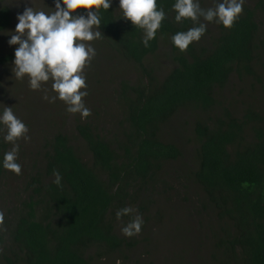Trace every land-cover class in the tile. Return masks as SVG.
Here are the masks:
<instances>
[{
  "label": "trees",
  "instance_id": "16d2710c",
  "mask_svg": "<svg viewBox=\"0 0 264 264\" xmlns=\"http://www.w3.org/2000/svg\"><path fill=\"white\" fill-rule=\"evenodd\" d=\"M175 2L157 0L166 19L148 47L145 31L123 17L119 0H111L109 10L100 9L101 37L95 41L140 76L135 84L121 81L115 94L123 117L120 137L110 141L90 124L77 122L74 132L84 142L91 166L65 135L56 133L45 141L24 184L25 199L14 208L13 224L0 230L4 264L113 263L115 256L127 260L136 240L121 236L116 226L118 221L128 224L135 213L119 220L116 213L125 207L143 212L144 193L165 183L163 168L181 158L182 150L163 141L160 133L187 110L199 115L190 124L196 169L185 180L200 187L218 221L210 230V264H264V110H258L253 95L236 116L215 96L233 76L261 84L257 66L264 47V0L243 7L230 29L216 22L218 32L207 44L201 41L206 31L184 52L172 37L198 25L190 19L176 22ZM74 15L87 18V11ZM9 23L7 10L0 9V32ZM160 47L173 65L161 81L149 61ZM183 124L185 128L189 121ZM5 153L0 137V177ZM54 170L62 177L61 186L54 183Z\"/></svg>",
  "mask_w": 264,
  "mask_h": 264
},
{
  "label": "rangeland",
  "instance_id": "374dc122",
  "mask_svg": "<svg viewBox=\"0 0 264 264\" xmlns=\"http://www.w3.org/2000/svg\"><path fill=\"white\" fill-rule=\"evenodd\" d=\"M202 2L201 7L207 9L223 0ZM55 3L56 0H0V9H6L10 18L9 26L0 32V59L5 60L0 61V116L5 107H11L14 115L29 129L27 135L30 137L27 141L20 139L16 142L19 145L17 163L21 165V173L18 175L4 168L0 177V212L5 217L0 230L6 231L13 224L14 208L18 209L25 199L24 184L34 173L33 164H38L44 153L45 141H49L56 133L65 135L70 147L78 152L86 165L91 166V156L84 142L74 132L75 124L88 123L110 141L116 134L120 137L121 126L118 123L123 121V117L115 99L118 85L121 81L135 84L140 78L131 64L124 63L113 55L109 56V52L102 49L97 41L84 42L94 48L95 56L83 73L87 88L81 91H87L88 95L83 100L91 110V115L83 119L79 113L67 111L68 105L53 91L51 79L42 83L39 90L30 87L27 76L17 79L12 69L18 45L8 43L11 35L15 34L19 22L17 17L27 7L51 13L55 10ZM60 3L63 6V0ZM255 4L256 0H245L243 7ZM201 22L207 25L208 33L201 39L203 44H207L217 34V24L203 21L202 18ZM261 22L260 33L264 41V17ZM163 50L162 47L158 48V52L149 59L154 61L151 68L159 81L173 67L172 62L164 57ZM257 70L260 85L255 80H239L233 76L224 90L215 92L223 106L236 116L241 115L246 99L252 101L253 95L256 97L254 101L258 110H264V47ZM45 95L49 99H44ZM53 96L57 99L50 102ZM198 115L197 112L184 111L183 116L178 114L174 118L175 125H169L160 133L163 141L173 142L180 147L182 156L176 162H171V166L163 168L161 180L165 181L164 184L157 183L150 194L144 193L145 210L135 213L142 217L144 224L141 232L134 235L136 243L127 253L128 259L122 262L115 256L110 259L113 263L101 260L97 264H117V261L120 264H210V247L213 244L210 230L218 226V221L214 212L208 209L200 187L185 180V177L190 178L187 173L196 169V145L192 142L190 124ZM186 121L189 124L184 128L183 123ZM6 133V127L0 123V137L8 152L14 145L5 141ZM126 225V221L117 222L116 231L123 237L126 235L121 229ZM0 264L4 263L0 260Z\"/></svg>",
  "mask_w": 264,
  "mask_h": 264
},
{
  "label": "clouds",
  "instance_id": "9594fccd",
  "mask_svg": "<svg viewBox=\"0 0 264 264\" xmlns=\"http://www.w3.org/2000/svg\"><path fill=\"white\" fill-rule=\"evenodd\" d=\"M245 0H223L212 8H202L199 0H176L173 9L176 11V22L190 19L195 25L187 32H178L172 37V42L181 52L189 45L198 42L206 32V22L222 23L225 28H232L234 22L243 12ZM123 17L130 20L134 26L145 31L143 44L149 46L154 39L161 23L166 19L163 8L157 7V0H119ZM111 0H56L55 10L46 13L35 7H27L23 14L18 15V24L15 34L11 35L9 45H18L15 50L14 68L17 79L25 76L29 78L30 87L39 90L42 83L53 81L52 89L58 98L68 105L67 111L79 113L81 118L91 115V110L85 106L83 98L88 95L84 69L95 56V50L84 42H90L101 37L98 30L101 26L99 11L101 8L109 10ZM79 9L87 11V18L83 15H74ZM44 99H49L45 95ZM53 96L50 102H55ZM2 123L7 130L5 141L11 142L14 147L5 153L3 167L16 174L21 173V165L17 163L20 139H30L29 129L18 119L11 107H5ZM54 183L61 186L62 177L58 171L53 172ZM137 210L125 207L116 213L117 219L125 215H133ZM4 214L0 212V226L4 225ZM144 221L140 215L134 218L121 229L122 233L132 237L141 232ZM117 264H120L117 261Z\"/></svg>",
  "mask_w": 264,
  "mask_h": 264
}]
</instances>
